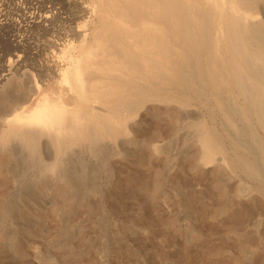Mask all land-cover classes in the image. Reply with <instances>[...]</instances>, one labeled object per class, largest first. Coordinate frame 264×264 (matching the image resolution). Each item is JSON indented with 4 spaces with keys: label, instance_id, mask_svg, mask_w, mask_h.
Returning a JSON list of instances; mask_svg holds the SVG:
<instances>
[{
    "label": "rangeland",
    "instance_id": "rangeland-1",
    "mask_svg": "<svg viewBox=\"0 0 264 264\" xmlns=\"http://www.w3.org/2000/svg\"><path fill=\"white\" fill-rule=\"evenodd\" d=\"M39 2L0 0V115L37 82L21 116L41 96L83 129L33 148L0 119V264H264V0H243L263 14L238 45L251 57L213 81L183 53L187 79L117 82L140 104L108 131L89 127L47 41L82 30L88 0H54L43 27Z\"/></svg>",
    "mask_w": 264,
    "mask_h": 264
},
{
    "label": "bare ground",
    "instance_id": "bare-ground-1",
    "mask_svg": "<svg viewBox=\"0 0 264 264\" xmlns=\"http://www.w3.org/2000/svg\"><path fill=\"white\" fill-rule=\"evenodd\" d=\"M49 1L51 6L44 0L37 5L40 27L59 16L52 12L54 0ZM87 10L82 30L68 23V31L58 35L62 43L47 41L64 61L60 84L83 106L89 127L107 131L114 127L119 112V125L125 127L140 104L134 91L117 82L133 83L144 77L169 82L187 79L191 69L183 66V53L196 57L198 68L213 81L223 74L228 56L232 64L252 56L238 45L250 40L249 30L263 22L257 3L243 0H88ZM202 59L204 64L199 62ZM56 74L45 75L53 78ZM4 79L0 77V85ZM32 87L29 95L39 91L37 82ZM28 96L19 97L13 108L0 115L2 123L15 129V135L28 138L33 148L42 135L54 142L81 137V114L61 105L47 108L44 97L40 96L28 115L21 116ZM91 102L108 106L107 112L95 113Z\"/></svg>",
    "mask_w": 264,
    "mask_h": 264
}]
</instances>
